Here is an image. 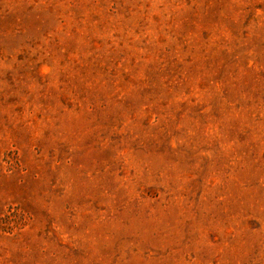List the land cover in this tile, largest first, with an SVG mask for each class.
Wrapping results in <instances>:
<instances>
[{"label":"rangeland","instance_id":"374dc122","mask_svg":"<svg viewBox=\"0 0 264 264\" xmlns=\"http://www.w3.org/2000/svg\"><path fill=\"white\" fill-rule=\"evenodd\" d=\"M0 264H264V0H0Z\"/></svg>","mask_w":264,"mask_h":264}]
</instances>
